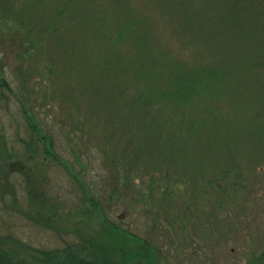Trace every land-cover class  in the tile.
<instances>
[{
	"label": "rangeland",
	"instance_id": "374dc122",
	"mask_svg": "<svg viewBox=\"0 0 264 264\" xmlns=\"http://www.w3.org/2000/svg\"><path fill=\"white\" fill-rule=\"evenodd\" d=\"M29 121L59 159L43 170ZM28 169L56 230L27 218ZM89 194L155 264H264V0H0V252L93 261Z\"/></svg>",
	"mask_w": 264,
	"mask_h": 264
},
{
	"label": "trees",
	"instance_id": "16d2710c",
	"mask_svg": "<svg viewBox=\"0 0 264 264\" xmlns=\"http://www.w3.org/2000/svg\"><path fill=\"white\" fill-rule=\"evenodd\" d=\"M194 76L192 79H186L185 81L181 82L176 89V95H184L189 92V89L193 88V84L188 86L189 80L191 82L197 81V78ZM193 90V89H192ZM26 111L24 110V113ZM29 129H30V139L29 141H24L23 144L25 146V149L27 151V154H29V160H36V158H40V160H36V165L38 168H41L42 170L45 169V166H48L50 162H58L59 159L56 157L54 153V146L52 142H50L47 137L41 136L40 133H38L36 126L28 122ZM80 127V124L77 125ZM78 127V128H79ZM83 125H81L82 129ZM80 129V128H79ZM109 158L113 161V164L118 165V162L114 160L113 157H110V155H107V162L109 161ZM18 170H23L22 163H16L15 165ZM31 169H28L25 174L28 177V187L29 190V201L40 208L41 212L43 214L40 217V214L36 216L27 215V218L36 223L37 225L41 227H52L53 229H58L56 223L61 220L58 216V207L56 205H50V203L42 197L41 193L38 195L35 191L34 182L32 181L31 177L29 175L32 174ZM75 176V175H74ZM153 176V175H152ZM147 176L145 178H149L146 181L145 191L148 192L150 195L149 197L154 198L155 192H163L169 199V194L172 192L173 186L177 184V177L173 178L170 177L171 175L165 174L163 175V182L159 181L156 176ZM78 182V178L76 176L74 177ZM125 186L128 188L130 187L131 181L129 177H125ZM140 197L142 195L140 194ZM145 200V199H144ZM88 201L91 204V207H88L86 209H83L82 206L78 205V208L81 209V217H78V222H81V224H78L80 227H84L86 225L88 218L92 216H97L99 221L101 222V229L90 238L84 239L85 241H82V244L78 247L80 250H88L91 252L89 253L90 257H93V261H88L86 259L80 258V253L78 251H71L68 254L69 262L71 264H142L144 262L149 264H155L156 263V257L152 253V250L150 246H148L147 241L138 239L135 237L132 233L124 231L118 227H115L113 224L111 225V228L107 225V217L103 212V209L101 208L99 200L94 196L90 195L88 196ZM85 210V212H83ZM152 210V209H150ZM86 227V226H85ZM17 255V256H16ZM4 256V257H3ZM8 259H6V257ZM20 257L18 254H6L3 255L2 252H0V264H21L19 261H23L22 259L18 258ZM114 258H117L118 262L115 263L113 261ZM120 260V261H119ZM95 261V262H94ZM51 264V263H50ZM55 264V263H54Z\"/></svg>",
	"mask_w": 264,
	"mask_h": 264
}]
</instances>
